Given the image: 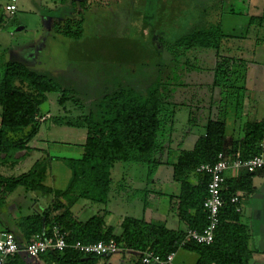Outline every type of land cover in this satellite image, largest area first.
<instances>
[{"label":"trees","instance_id":"trees-1","mask_svg":"<svg viewBox=\"0 0 264 264\" xmlns=\"http://www.w3.org/2000/svg\"><path fill=\"white\" fill-rule=\"evenodd\" d=\"M84 4L82 0V10ZM6 20L0 6V25ZM83 21V16L65 20L60 23L63 24V29L54 28V32L70 40H80L84 31ZM263 21L264 16H251L247 26H260ZM224 38L226 36L219 24L198 25L166 44L164 48L170 67L181 62L180 59L191 51L213 53L211 90L220 91L222 101L217 106L215 119L211 117L212 104L206 106L201 103V106L189 111V123L193 121L195 114H199L201 118L206 117L204 133L197 138L191 150L171 149L174 142V112L176 107L184 106L181 102L185 97L181 94V101L177 100L179 103L170 101L174 92L164 88L162 82L170 80V75L166 74L170 67L163 73L158 69L143 94L137 93L130 85L126 87L120 84L115 91L105 92L86 115L76 118L47 116L56 126L85 129L83 153L79 159H61L70 171V179L64 191H55L42 184L45 169L41 164L43 157L26 173L17 177H4L0 174V206L4 204L8 194L22 187L26 192L54 197L58 202L54 210L61 212L54 219L49 210L23 217L18 223L20 238L11 232L20 248H24L35 234L48 235L57 226L67 234L68 244L80 242L88 245L114 241L119 253L131 251L137 255L134 264H141V255L145 252L165 257L175 254L179 249L197 254L196 264L249 263L253 255L248 249L249 231L240 222V212H236V208L241 206L242 196L238 197L237 204H232L231 198L238 191L243 196L252 193L254 190L251 188V179L264 169L254 173L240 170L244 173V178L238 182L226 178L222 190L224 202L218 215L219 223L210 245L185 241L188 230L201 231L207 223L203 202L207 196L210 177L198 173L197 169L201 165L215 164L220 154L231 160L238 158L247 161L263 156L264 152V120L243 126L242 137L227 135L229 106L235 105L237 114L246 91L247 62L220 54ZM194 59L195 56L193 61ZM191 61L187 58L183 64L189 66ZM52 93L59 94V106L73 96L39 71L15 62H8L4 66L0 79V167L6 165L15 154L27 151V144L37 136L42 123L47 121L41 120L45 118L40 114V106L46 102L47 95ZM73 103L75 106L76 103ZM164 155L166 160L162 159ZM119 163L145 167L147 184L151 183L154 172L160 165L170 167L172 180L179 185L178 195L167 196L170 212L180 223L185 224L186 230H169L164 224L124 217L119 225L120 232L115 233L114 228L105 222L104 209L103 213L99 212L84 222L73 217L71 208L79 199L100 204L103 208L107 206L112 184L111 170ZM193 178L196 184L191 183ZM146 195H143L144 208L147 205ZM107 258L83 254L69 248L61 253H46L39 260L48 264H98ZM26 259L29 258L19 254L7 264H29Z\"/></svg>","mask_w":264,"mask_h":264},{"label":"rangeland","instance_id":"rangeland-1","mask_svg":"<svg viewBox=\"0 0 264 264\" xmlns=\"http://www.w3.org/2000/svg\"><path fill=\"white\" fill-rule=\"evenodd\" d=\"M134 1L136 4L130 9L125 5V0L98 1L94 7L96 10L95 15L84 18V31L80 40H70L52 32L48 40L45 39L46 41L40 42L36 53L29 51L22 56L24 61L21 64L23 66L36 69L45 74L62 89H66L73 94L71 100L69 99L61 106L58 104V93L48 94L46 102L40 106V114L44 118L46 117L41 120L47 119L41 125V135L38 134L36 138L38 141L47 142L48 145L47 154L49 156L48 158L43 157L41 161L42 166L45 167L42 176V184L45 187L55 191L65 190L70 179V171L61 159H79L83 153L82 147L86 137L85 129L56 126L50 122L47 116L76 118L80 115H86L102 99L105 92L115 91V88L120 84L126 87L130 85L137 93L143 94L147 85L151 83L155 72L161 69L163 73L170 67L168 55L162 56L163 53H166L164 50L165 45L197 25V16L201 13L204 4L201 0H189L190 3H186L189 8L180 9L177 0ZM253 1L250 2L249 10L253 9L255 2ZM240 3L241 0H229V3L224 5V9L220 13V15H223V23L234 22L241 25L235 29L237 36H245L244 32H247L254 38L263 39L262 33L255 36L252 31L246 30L245 24L248 18L243 16L249 14L247 11L248 6H243ZM37 5H39V8H37ZM33 6L34 4L30 7L32 13L22 11L25 13L31 28L35 26V23L37 24L40 13L44 14L43 11L47 10L43 9L42 11L40 6L48 7L45 15L47 21L52 19L50 18L51 14L56 12V9H60V6L54 5L50 0L44 2L38 0L36 6ZM230 6L233 7L235 19L229 17ZM216 12L215 10L211 11L209 15L213 16L207 17V21L212 22L214 20L213 23H215L217 20L214 16L219 13ZM252 15L258 17L255 14ZM191 21L193 23L188 27L186 23ZM50 27L49 24L46 25L47 29ZM53 28L63 29V24ZM225 31L227 30L225 29ZM24 33L20 35L23 41L21 43H28V40L36 37L33 32L32 34L30 32ZM20 37L18 36V38ZM261 46H264L262 40L256 43L255 49H258L257 52H259V48H263ZM201 53H206L204 60H201L199 56ZM260 54H262L260 61L264 62V52ZM194 56L196 59L193 61ZM187 58L192 60L189 66L183 64ZM212 59L213 53L211 51H191L180 59L182 63L179 62L177 65L171 66L166 72L170 75V80L162 81L164 88L171 89L174 92L171 102L179 103L177 101L180 100L179 97L182 95L185 97L184 101L181 102L184 106L176 107L174 112L175 136L173 138L174 141H184L183 150H191L197 138L204 133L203 126L205 122L200 120L201 116L199 114L193 116L194 119L191 123L188 122V119L189 111L194 110L198 105L201 106V100H197V97H201V91L206 93V86L211 77V74L207 73V69L210 67L209 63ZM2 73L3 71L0 70V75ZM198 85L202 86L201 91L198 90ZM73 102L76 103L75 106ZM190 132L192 135H189ZM240 134V128H237L235 137ZM186 137L188 139L185 141ZM39 143L41 144V142ZM171 149L174 150L175 147L172 146ZM172 153H175V151ZM38 157L40 158L39 152L34 151L26 162L17 167L1 168L0 174L4 177H16L25 171V168L20 167H26L31 160L34 159L35 161ZM27 167L29 170L31 166ZM146 174L147 169L141 165L128 163L114 165L111 170L112 184L107 206L103 208L100 204L92 203L86 199H79L72 206L71 213L78 221L84 222L99 212L103 213L104 209V212L106 210V224L113 227L115 233H119L122 217H134L136 219L141 217L142 198L143 195H146L143 191L146 188ZM171 178V168L164 164L156 169L152 180L155 179L156 183H163L160 187L165 194L174 193L178 195L179 185L176 182H171ZM128 179H134L133 183H130ZM149 190L156 191L151 184H149ZM262 190L264 192V188ZM18 195H21L22 200L20 199V204H17L19 210L14 211L15 217L13 218L5 206L8 205V202L14 203L15 200L13 199H17ZM34 195L28 192L25 193L22 187H18L13 195L11 194L9 199L2 204L6 208L5 211L0 210V230L9 227L16 237L20 238L19 229L14 225L13 220L23 218L31 213L30 207ZM43 197L42 199L45 200L43 205H46L45 210H49L51 218L54 219L58 214L54 210L58 202L52 196L43 195ZM249 198L244 196L242 201L248 203ZM160 200L159 208L167 212L169 210L167 196H161ZM116 205L118 209L113 210ZM174 225L175 222L169 220L165 226L169 229H178V226ZM179 229L183 230L182 224ZM104 260L102 259L99 263L131 264L124 253H116L110 258L108 257L106 263ZM26 261L29 264L41 263L40 260L35 259H26Z\"/></svg>","mask_w":264,"mask_h":264},{"label":"crops","instance_id":"crops-1","mask_svg":"<svg viewBox=\"0 0 264 264\" xmlns=\"http://www.w3.org/2000/svg\"><path fill=\"white\" fill-rule=\"evenodd\" d=\"M38 0H18L17 1V13L12 18H7L5 23L3 25H0V70L1 72L4 70V66L8 62H15V63H22L23 55L29 51L36 53L38 51V47L40 45V42H44L48 40V38L51 37L52 32H54V26L63 22V20L68 19H79L80 16H83V18H87L88 16L95 15L96 10L94 9L95 4L98 1L101 0H83L85 2L84 4V10L80 8V4L82 0H50L54 5L60 6V9H56V12L51 14L52 19H49L47 21V17L45 16L48 7L40 6V9L43 11V13H40L39 20L37 24L35 23V26L32 28L30 27V24L28 23V20L26 19V15L22 11H30L31 5L34 4L33 7L36 6ZM45 0H42L44 2ZM179 1L178 6L181 8H189V6L186 5V3H190L189 0H177ZM253 0H241V3L243 6H248V13L247 15H244L243 17L248 18L247 22L245 24L246 30H249V32L252 31V33L255 34V36L261 35L264 37V21L259 26L256 24H252L251 26H247L250 22L249 19L252 14H255L258 17L264 16V0H254L253 9L249 10L250 8V2ZM203 4V7L201 8V13L197 16V25H216L219 24L221 26L222 32L226 36V38L223 39L220 49V54L223 57L228 58H235L240 59L245 62H247V71H246V83H245V94L242 99V104L237 108V114L235 105L231 104L228 109V119H227V129L228 134L227 135H234L237 128H240L241 134L238 135L239 137H242V127L245 126L248 123H252L254 121L264 120V62H261L262 54L261 52H264V46H261L263 48H259V52H257L255 49L256 43H258L260 40L264 41L263 39H259L258 37L254 38V36H250L247 32H244L245 36H237L235 34V29L237 27H240L241 25H237L236 23H223V15H220L221 11L224 9V5L229 3V0H201ZM207 3V4H206ZM247 3V4H246ZM136 2L134 0H125V5L130 8H133ZM177 5V4H176ZM252 5V3H251ZM37 8H39V5H37ZM233 7L230 6V14L229 17L231 19H235V14H233ZM213 10L217 11V15L214 17L216 18V22L213 23L207 21L208 18L212 17L209 15L211 11ZM261 10V11H260ZM35 13V11H34ZM251 14V15H250ZM209 15V16H208ZM57 17V18H55ZM208 17V18H207ZM46 18V19H45ZM193 21L190 23H186L187 26H191ZM51 26L49 29L46 28V25ZM194 25V24H193ZM193 28V27H192ZM191 29V28H190ZM225 29L227 31H225ZM24 32H30L36 36L32 37V39L28 40V43H21L22 38L20 37L21 34ZM227 33V34H225ZM26 35V33H24ZM29 34V33H28ZM18 36L20 38H18ZM42 39V41H41ZM46 39V40H45ZM244 43H246L244 45ZM42 46V45H41ZM43 47V46H42ZM262 50V51H261ZM200 53V52H198ZM167 53H163L162 56H165ZM211 54V53H210ZM201 57V60H204L206 53L199 54ZM210 67L207 69V73L211 74V70L214 68V58L209 63ZM36 70V69H33ZM37 71V70H36ZM0 75V79H1ZM211 84H212V75L210 77V81L207 84L206 93L202 90V86L198 85V90L201 91V97H197V100H201V103H204L206 106L212 104L213 106V112H212V118L215 119V115H217V106L221 105V97H220V91L218 90H211ZM203 100V102H202ZM209 108V107H208ZM210 109V108H209ZM210 112V110H209ZM208 116V115H207ZM46 118V117H45ZM203 121L206 120V117L201 118ZM229 125V127H228ZM41 129L38 134L41 135ZM37 134V135H38ZM189 135H192L190 132ZM175 134H173L174 138ZM37 136H35L28 144H27V151L26 152H20L14 155L12 159L9 160V162L6 163V165H3L1 168H8V167H17L21 165L22 163L26 162L32 155V152L37 151L40 154V158L44 156H49L47 154L48 152V145L47 142L44 141H38ZM182 138V137H180ZM188 138H185V141ZM174 140V139H173ZM41 142V144L39 143ZM184 144V141H174L172 146L175 147L174 150L182 149V145ZM171 146V147H172ZM264 149V145H263ZM264 156V152L262 154ZM34 161L31 160L27 166H34L35 162H37L39 159ZM163 160H166V156L164 155L162 157ZM20 167L25 168L23 173H26L28 171V167ZM30 167V168H31ZM29 168V169H30ZM21 173V174H23ZM20 174V175H21ZM172 174V173H171ZM19 176V175H18ZM17 177V176H16ZM244 178V173L242 171L239 172H229L227 174L228 180H233L234 182H238L240 179ZM130 183H133L134 179H128ZM192 184H196L195 178L190 180ZM171 182H174L171 178ZM149 184L152 185V187L156 191L149 190ZM147 184L145 181L146 188L143 190L147 195V205L143 206V198H142V211L140 212L142 219H144L146 222H153V223H160L167 225V222L171 220L172 222H175L174 226H178V229H169V230H181L179 229L180 225L182 224L183 229L186 230V226L183 223H180L177 217L170 212V203L169 199V210L167 212L165 210H161L160 207V198L161 196H176V194H165L163 192V189L160 187L163 183H156V180L153 179L151 183ZM251 188L254 190L252 193L247 194L245 197H250L248 200V203H244L242 201V198L244 197L242 195V192H236V195L242 196L241 198V206H240V222L244 224L249 231V241H248V249L252 252V258L249 261L248 264H264V171L257 172L251 179ZM24 190V189H23ZM16 191H12L10 194L7 195L5 201L9 199L11 194ZM140 191V190H139ZM138 191V192H139ZM26 193V191L24 190ZM32 195L36 194L32 198V205L30 207L31 215L32 213H42L45 211L46 205L44 206L45 200L41 193L37 192H28ZM142 193V192H141ZM161 194V195H160ZM1 196V195H0ZM40 196V197H39ZM45 196V195H44ZM17 199L15 202H8V205L5 206L9 210L10 216L13 218L15 217L14 211H18L19 208L17 207L21 202V195L17 196ZM258 197V198H253ZM21 199V200H20ZM4 201V203H5ZM77 203V202H76ZM18 204V205H17ZM39 206V207H38ZM3 206H0V210L6 209ZM140 207V206H139ZM41 208V209H40ZM117 205L113 210H117ZM5 211V210H4ZM59 214V211H57ZM109 213V212H108ZM57 214V215H58ZM73 215V214H72ZM28 216V215H27ZM26 217V216H25ZM74 217V215H73ZM126 217V216H125ZM76 218V217H75ZM122 217L121 219H123ZM138 218V219H140ZM22 220V218L14 219L13 223L16 225V227L19 229V235L20 234V228L18 227V223ZM0 231H9L12 232L9 227L0 230ZM14 235L15 233L12 232ZM182 253V254H181ZM124 254L127 255L128 259L130 260L131 264H134L137 261L136 254L133 252H125ZM110 258V257H109ZM198 259V255L194 252L188 251L186 249H179L174 254V259L172 264H196V261ZM104 262H107V259L104 260ZM40 264H48L45 261H42ZM100 264V263H98ZM104 264V263H103Z\"/></svg>","mask_w":264,"mask_h":264},{"label":"built area","instance_id":"built-area-1","mask_svg":"<svg viewBox=\"0 0 264 264\" xmlns=\"http://www.w3.org/2000/svg\"><path fill=\"white\" fill-rule=\"evenodd\" d=\"M18 0H0V6L6 18H12L17 13ZM264 169V157H256L251 160L241 161L238 158L231 160L221 154L217 157V162L213 165H201L198 173L210 177L207 184V196L203 202V208L206 211V226L201 230H188L185 241H191L199 245H210L213 242L214 232L219 223V210L223 206L222 190L225 184L227 173L244 170L247 173H254ZM239 196L231 198L232 204L239 202ZM240 212V208H236ZM67 234L55 226L50 234H35L24 248H20L11 232L0 231V264H7L19 254L29 259L39 260V257L46 253H61L66 249L77 250L83 254H89L96 257H110L119 253V249L114 241L98 242L95 244L84 245L80 242L68 244ZM174 253L165 257H160L152 252H145L141 255V264H172Z\"/></svg>","mask_w":264,"mask_h":264}]
</instances>
